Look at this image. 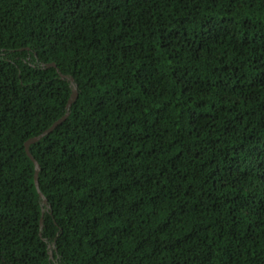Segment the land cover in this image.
I'll return each instance as SVG.
<instances>
[{"label":"trees","instance_id":"trees-1","mask_svg":"<svg viewBox=\"0 0 264 264\" xmlns=\"http://www.w3.org/2000/svg\"><path fill=\"white\" fill-rule=\"evenodd\" d=\"M55 263L264 264V0H0V264Z\"/></svg>","mask_w":264,"mask_h":264},{"label":"water","instance_id":"water-1","mask_svg":"<svg viewBox=\"0 0 264 264\" xmlns=\"http://www.w3.org/2000/svg\"><path fill=\"white\" fill-rule=\"evenodd\" d=\"M39 67L41 69H49V68L55 69L59 78L61 80H65L68 82L70 90H71L70 97H69V99L66 103V106H65L64 114L57 121H55L47 130L42 132L40 135L28 140L24 144L26 155L31 160V162L33 163V166H34V185H35V188H36V191L38 194L39 204H40V208H41L40 228H42L43 215L46 211H48L50 209V207L48 206L47 200L44 198L42 193L39 191V186H38L39 166H38L37 162L34 160V158L31 156V154L29 153V147H30V145L35 144L36 142L41 140L43 137L48 136L50 133H52L59 125H61L67 119V117L69 116V113H70L71 105L76 100L77 92H76V85H75L73 79L68 77V76L62 75L54 63L40 64ZM48 255H49V260L52 261L53 260L52 259V253L50 251L48 252Z\"/></svg>","mask_w":264,"mask_h":264},{"label":"flooded vegetation","instance_id":"flooded-vegetation-1","mask_svg":"<svg viewBox=\"0 0 264 264\" xmlns=\"http://www.w3.org/2000/svg\"><path fill=\"white\" fill-rule=\"evenodd\" d=\"M28 60H30V59H28Z\"/></svg>","mask_w":264,"mask_h":264}]
</instances>
